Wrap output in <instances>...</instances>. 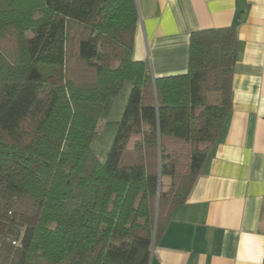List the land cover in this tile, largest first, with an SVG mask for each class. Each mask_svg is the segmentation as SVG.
<instances>
[{
  "label": "trees",
  "instance_id": "16d2710c",
  "mask_svg": "<svg viewBox=\"0 0 264 264\" xmlns=\"http://www.w3.org/2000/svg\"><path fill=\"white\" fill-rule=\"evenodd\" d=\"M138 22L136 0H0V264H150L187 201L232 109L237 28L192 31L187 70L154 77Z\"/></svg>",
  "mask_w": 264,
  "mask_h": 264
},
{
  "label": "crops",
  "instance_id": "0c3cea01",
  "mask_svg": "<svg viewBox=\"0 0 264 264\" xmlns=\"http://www.w3.org/2000/svg\"><path fill=\"white\" fill-rule=\"evenodd\" d=\"M134 58L154 77L187 70L190 35L235 25L227 124L150 264H264V0H136Z\"/></svg>",
  "mask_w": 264,
  "mask_h": 264
},
{
  "label": "rangeland",
  "instance_id": "374dc122",
  "mask_svg": "<svg viewBox=\"0 0 264 264\" xmlns=\"http://www.w3.org/2000/svg\"><path fill=\"white\" fill-rule=\"evenodd\" d=\"M131 91V83L128 81L124 84L120 93L114 97L111 109L106 119L99 123V132L94 139L93 150L101 160H105L109 149L114 141L118 124L127 103ZM170 179L164 178V183L169 184Z\"/></svg>",
  "mask_w": 264,
  "mask_h": 264
}]
</instances>
